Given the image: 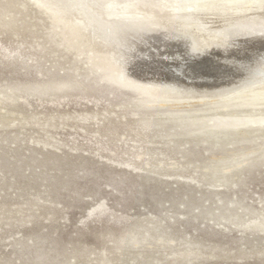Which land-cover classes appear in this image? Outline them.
Segmentation results:
<instances>
[{"label": "rangeland", "instance_id": "374dc122", "mask_svg": "<svg viewBox=\"0 0 264 264\" xmlns=\"http://www.w3.org/2000/svg\"><path fill=\"white\" fill-rule=\"evenodd\" d=\"M150 1L130 0L131 12L197 25ZM54 26L35 0H0V91L78 82L0 104V264H264V160L224 184L210 177L223 158L264 152V131L211 142L171 120L203 110L196 99L140 108L130 87L91 72L101 62L85 38L65 47ZM231 39L201 55L137 46L128 75L234 90L264 75V41Z\"/></svg>", "mask_w": 264, "mask_h": 264}, {"label": "bare ground", "instance_id": "6f19581e", "mask_svg": "<svg viewBox=\"0 0 264 264\" xmlns=\"http://www.w3.org/2000/svg\"><path fill=\"white\" fill-rule=\"evenodd\" d=\"M150 2H153L152 4H159L161 8L170 10L175 15L183 13L182 18L187 19L188 23H197V25L194 27L184 26L180 23L181 20L179 21L178 17L167 19L145 18V16L150 15H141L137 11L131 12L132 4L130 0H35L38 6L47 11L49 18L53 22V25H55L54 27L63 30L61 32L64 38L68 37V39L66 38L67 41H65V47L78 49L81 47L79 44L80 40L78 42V39L85 38L90 44L91 52L101 62L96 64L95 67L92 66L91 72L98 73L101 80H106L110 83L117 80L121 84L130 87L138 96L137 102L140 108L173 107V105L182 104L184 101L193 100L192 102H194V99H196L203 104V110L194 111V114H191V112L189 114L183 113V115L170 113V117L172 121L189 129H193L198 136L203 135V139H211L216 142L222 139L232 141V139L234 140L236 138H239V140H248L252 134L263 132L264 75L260 76L257 73L254 77L252 76L253 79L250 82L248 81L247 83L245 79L246 84L236 89L233 86L234 90L226 91L222 87L224 91H216L214 89V92H208L206 88L207 91L204 92V90L201 91L200 89L197 91L189 89L191 88L190 86L189 88H182L177 85L179 83L164 82L165 80H162L163 83L138 81L139 79L131 78L128 75V65L133 61L132 57L134 55L132 54V48L137 49V46L143 48L150 43L152 44V42L157 43L162 48L171 45L172 42H175V44L177 42L179 45L185 47L184 49L190 55H201L203 50L207 52L214 46H219L221 51L225 52L228 50L225 45H228L227 41L230 38H232L231 40H238V37H242L246 41L264 40V1L151 0ZM202 3H204L203 5L205 7L198 8ZM214 10H217V13H212ZM205 11L211 12L208 15L209 17H203ZM104 12H107V15H103ZM68 29L72 33L70 34V38L65 32ZM206 35H212L215 39L208 40ZM216 38H219L218 42H214L217 40ZM237 44L235 45L237 46ZM178 47L177 49H179ZM169 51L172 53V50ZM174 53L176 52L174 51ZM144 54L146 53L144 52ZM160 55L162 56V54ZM171 55L174 56L173 53ZM194 58L192 59L194 60ZM258 72L262 73V71ZM76 84L78 85L77 81H62L24 86V89L12 87L7 91H0V104L5 102L14 105L19 98L23 97L22 94H24V97L35 95L43 96L68 91ZM261 152V154L259 152L260 155L258 157L255 155V158H253L252 152H243L242 154H235L234 156L223 158L212 169V175L210 177L212 176L220 183L227 182L228 178H231V175L240 169L249 166L256 160H264V152Z\"/></svg>", "mask_w": 264, "mask_h": 264}, {"label": "water", "instance_id": "95a60500", "mask_svg": "<svg viewBox=\"0 0 264 264\" xmlns=\"http://www.w3.org/2000/svg\"><path fill=\"white\" fill-rule=\"evenodd\" d=\"M261 41H264V40H261ZM254 42H256V41H247V43H254Z\"/></svg>", "mask_w": 264, "mask_h": 264}]
</instances>
